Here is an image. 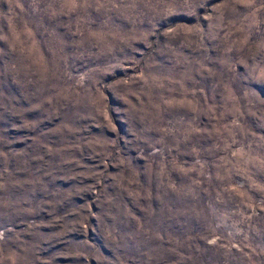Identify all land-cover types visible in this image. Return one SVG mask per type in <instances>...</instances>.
Returning <instances> with one entry per match:
<instances>
[{
  "label": "clouds",
  "instance_id": "clouds-1",
  "mask_svg": "<svg viewBox=\"0 0 264 264\" xmlns=\"http://www.w3.org/2000/svg\"><path fill=\"white\" fill-rule=\"evenodd\" d=\"M0 264H264V0H0Z\"/></svg>",
  "mask_w": 264,
  "mask_h": 264
}]
</instances>
